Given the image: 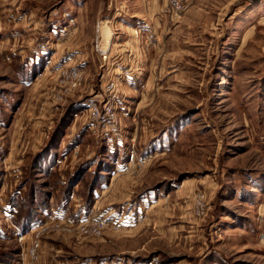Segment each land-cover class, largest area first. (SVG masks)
I'll return each mask as SVG.
<instances>
[{
  "label": "rangeland",
  "instance_id": "1",
  "mask_svg": "<svg viewBox=\"0 0 264 264\" xmlns=\"http://www.w3.org/2000/svg\"><path fill=\"white\" fill-rule=\"evenodd\" d=\"M147 1L0 0V264H264V0Z\"/></svg>",
  "mask_w": 264,
  "mask_h": 264
},
{
  "label": "built area",
  "instance_id": "2",
  "mask_svg": "<svg viewBox=\"0 0 264 264\" xmlns=\"http://www.w3.org/2000/svg\"><path fill=\"white\" fill-rule=\"evenodd\" d=\"M193 0H168L167 1V12L172 16V17H177L181 14H183L187 8L191 5ZM98 49V46H97ZM104 52V51H101ZM102 59L106 61L107 56L102 54ZM64 78L65 80L69 81L71 88L77 87L81 81L82 74L78 70H70L64 73ZM114 82L111 81L110 84H108L107 89L104 91L106 97H109L111 92L110 90L113 89L114 87ZM111 99H114L112 97ZM86 117L92 122L93 126L96 127H102V128H110L113 126L115 120H116V115L114 112V109L112 108L111 104L106 101L103 103V105L100 107L94 105L91 106L87 110ZM198 202L200 201V197H197ZM203 214V213H201ZM103 224V223H102ZM101 225V224H100ZM98 228V227H97ZM38 242H34L29 251L30 255L34 256L37 249H38Z\"/></svg>",
  "mask_w": 264,
  "mask_h": 264
},
{
  "label": "trees",
  "instance_id": "3",
  "mask_svg": "<svg viewBox=\"0 0 264 264\" xmlns=\"http://www.w3.org/2000/svg\"><path fill=\"white\" fill-rule=\"evenodd\" d=\"M46 150H47L46 153H44L45 155L43 154V152L40 155H38L35 163L37 169H39V171H41L42 173H47L49 165L54 161L51 150H48V148ZM104 166L105 165H103L102 171H105ZM81 172H82L81 170L76 171V176L78 175L77 176L78 178ZM28 188L29 189L26 195V197L28 198L21 206L23 213H21L17 222L18 228L22 231H26L30 229L32 224L38 220L37 215L40 214V212L42 213V211L47 209L48 206V202L43 198L44 193L38 190L39 187H37L35 183H32ZM14 205L17 209L18 207L19 210L21 209L20 207L21 204L18 205V207L16 206V204Z\"/></svg>",
  "mask_w": 264,
  "mask_h": 264
},
{
  "label": "crops",
  "instance_id": "4",
  "mask_svg": "<svg viewBox=\"0 0 264 264\" xmlns=\"http://www.w3.org/2000/svg\"><path fill=\"white\" fill-rule=\"evenodd\" d=\"M156 1V0H155ZM155 1L153 0V2L151 1L150 2V0L149 1H147L146 3H145V5H144V12L146 13V10H149L150 8H152V11L153 12H155V15L157 16V17H155L156 19H158V21L160 22H162V21H164V17L165 16H167V17H169L170 15H169V13L168 12H165V9H166V4L164 3V2H161V4L160 5H157V7H155ZM163 3V4H162ZM164 11V14L161 12V11ZM162 13V14H161ZM147 14V13H146ZM152 15V14H151ZM171 18H172V16H170ZM163 19V20H162ZM153 23H154V21H153ZM155 24H156V21H155Z\"/></svg>",
  "mask_w": 264,
  "mask_h": 264
}]
</instances>
